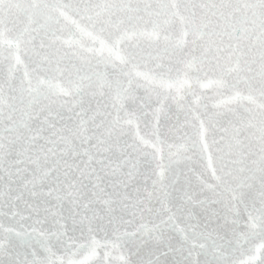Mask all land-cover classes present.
Wrapping results in <instances>:
<instances>
[{"label": "water", "instance_id": "water-1", "mask_svg": "<svg viewBox=\"0 0 264 264\" xmlns=\"http://www.w3.org/2000/svg\"><path fill=\"white\" fill-rule=\"evenodd\" d=\"M0 264H264V0H0Z\"/></svg>", "mask_w": 264, "mask_h": 264}]
</instances>
